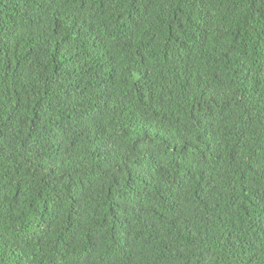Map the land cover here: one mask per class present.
Returning <instances> with one entry per match:
<instances>
[{"label":"trees","instance_id":"16d2710c","mask_svg":"<svg viewBox=\"0 0 264 264\" xmlns=\"http://www.w3.org/2000/svg\"><path fill=\"white\" fill-rule=\"evenodd\" d=\"M0 264H264V0H0Z\"/></svg>","mask_w":264,"mask_h":264}]
</instances>
